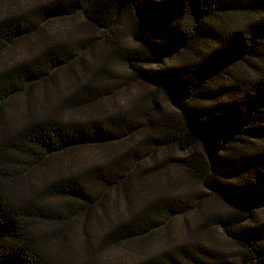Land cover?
Listing matches in <instances>:
<instances>
[{"label":"trees","instance_id":"16d2710c","mask_svg":"<svg viewBox=\"0 0 264 264\" xmlns=\"http://www.w3.org/2000/svg\"><path fill=\"white\" fill-rule=\"evenodd\" d=\"M77 16L115 39L126 23L136 47H127L124 60L165 94L170 111L159 112L156 103L151 112L145 106L85 120L28 115L8 134L13 102H29L42 85L56 82L71 67L72 48L45 41L39 54L0 67V264H77L44 253L31 221L66 226L103 219L114 198L140 205L149 178L157 179L158 195L111 221L105 243L144 247L167 220L197 211L196 230L218 229L241 250V264H264V0H50L0 18V59L41 37L46 25ZM82 102L94 101L74 104ZM89 148L113 155L95 157L88 168L69 167L43 198L11 195L10 182ZM209 196L232 210L213 208ZM40 199L68 205L56 209ZM214 249L221 248L188 241L156 264H235Z\"/></svg>","mask_w":264,"mask_h":264},{"label":"rangeland","instance_id":"374dc122","mask_svg":"<svg viewBox=\"0 0 264 264\" xmlns=\"http://www.w3.org/2000/svg\"><path fill=\"white\" fill-rule=\"evenodd\" d=\"M49 1L5 0L0 3V18L7 14L36 8L38 4ZM126 26V23H123L121 33L115 39L112 33L106 36L104 32H94L80 16L54 21L45 26L41 37L32 42L20 43L2 60L0 59V67L7 63L14 64L25 60L32 55L39 54L45 41L67 44V48H72L71 67L69 70L59 72L56 82L42 85L29 102L25 99L13 102L7 133L24 125L28 115L31 117L51 115L58 119L62 118L64 121L85 120L92 117L105 118L107 115L129 112L145 106L148 112H151L156 107V103L161 108L159 112L170 111L165 94L139 80L136 72L124 60L123 56L127 47H136L132 42L131 32L126 29ZM77 39H81V47L76 49L74 43ZM107 71H110L109 74ZM78 98H90L94 102L89 104L82 102V107L75 106L74 102ZM28 106L31 107L30 110ZM125 148L127 145L120 146L121 151ZM111 151L113 150L104 151L94 148L76 151L62 158L61 163L52 165L46 172H34L10 182L8 186L11 195L15 199L21 198L26 201L43 198L45 187L50 181L66 174L69 167L73 166L74 170L88 168L95 157L103 156L104 159H111L113 154L108 153ZM79 162L80 165H77ZM19 170L22 172L21 169ZM149 179V181H143L140 205L137 203L135 207H131L123 202L122 198H118L117 201L114 198L109 203L108 213L104 214L103 219L72 220L66 226L40 219L31 221L32 229L41 241L44 253L54 259H64L77 264L88 259L99 261L102 264H156L157 261L163 259L166 252L178 249L188 241H202L221 248L214 250L218 251L228 262L241 264L238 261V254L241 250L234 249V244L220 230H196L198 223L202 220L199 215L201 213L197 211L185 217L167 220V228L160 232L161 234L153 241L146 243L144 247L105 243V233L110 230L111 221L127 218L158 195L160 188L156 186L157 179ZM192 188L198 195L201 194L200 185L194 184ZM43 201L46 203L49 201V204L56 209L60 207L63 209L64 205L66 207L68 205V200L62 199H43ZM43 201L40 199L38 203ZM208 201L213 208L219 211L232 210L230 205L218 197L209 196Z\"/></svg>","mask_w":264,"mask_h":264}]
</instances>
